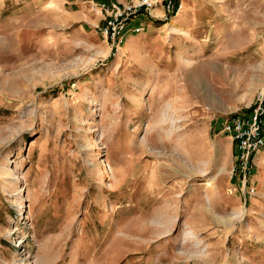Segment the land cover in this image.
<instances>
[{"label":"rangeland","instance_id":"1","mask_svg":"<svg viewBox=\"0 0 264 264\" xmlns=\"http://www.w3.org/2000/svg\"><path fill=\"white\" fill-rule=\"evenodd\" d=\"M89 1L0 0V264H264V150L249 195L224 132L264 0H184L119 51Z\"/></svg>","mask_w":264,"mask_h":264},{"label":"built area","instance_id":"2","mask_svg":"<svg viewBox=\"0 0 264 264\" xmlns=\"http://www.w3.org/2000/svg\"><path fill=\"white\" fill-rule=\"evenodd\" d=\"M89 4L92 10L102 16L99 30L116 51L125 43L126 34L140 35L145 32L143 22L130 26L139 17L168 20L184 9V0H131L127 3L90 0ZM157 10H161V15H154ZM224 132L229 135L235 153L231 178L237 179L241 189L252 195L255 192L250 186L254 166L264 150V79L249 107L227 118Z\"/></svg>","mask_w":264,"mask_h":264},{"label":"crops","instance_id":"3","mask_svg":"<svg viewBox=\"0 0 264 264\" xmlns=\"http://www.w3.org/2000/svg\"><path fill=\"white\" fill-rule=\"evenodd\" d=\"M115 1H118L120 3H127V2H130L131 0H115ZM159 12H161V10H157L156 14H158ZM232 148H233V145H232Z\"/></svg>","mask_w":264,"mask_h":264},{"label":"bare ground","instance_id":"4","mask_svg":"<svg viewBox=\"0 0 264 264\" xmlns=\"http://www.w3.org/2000/svg\"><path fill=\"white\" fill-rule=\"evenodd\" d=\"M6 175H7L8 177H12V178H14V175H13V173H12V172H10V171H7V172H6Z\"/></svg>","mask_w":264,"mask_h":264}]
</instances>
